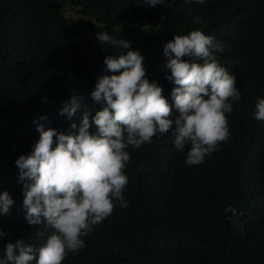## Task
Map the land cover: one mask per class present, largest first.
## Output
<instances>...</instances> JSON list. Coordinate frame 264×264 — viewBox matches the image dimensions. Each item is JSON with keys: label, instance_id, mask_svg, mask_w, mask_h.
I'll list each match as a JSON object with an SVG mask.
<instances>
[{"label": "trees", "instance_id": "obj_1", "mask_svg": "<svg viewBox=\"0 0 264 264\" xmlns=\"http://www.w3.org/2000/svg\"><path fill=\"white\" fill-rule=\"evenodd\" d=\"M66 6L77 14L67 17ZM147 6L145 0H0V193L14 200L10 213L0 214V260L7 242H45L53 231L27 223L16 160L33 151L38 124L78 132L83 114L102 107L91 92L102 75L112 74L105 57L128 49L100 45L96 33L129 41L147 78L162 82L163 90L174 85L163 75L167 60L159 44L174 35L212 36L223 59L237 58L238 73L264 60V0H163L153 12L166 19L167 30L151 35L142 30L152 21ZM260 77L264 82V71ZM72 96L76 112L61 115ZM256 97L247 92L233 102L227 141L202 163H185L190 145L178 150L174 129L129 146L127 207L114 200L111 215L62 264H264V120L255 118Z\"/></svg>", "mask_w": 264, "mask_h": 264}, {"label": "clouds", "instance_id": "obj_2", "mask_svg": "<svg viewBox=\"0 0 264 264\" xmlns=\"http://www.w3.org/2000/svg\"><path fill=\"white\" fill-rule=\"evenodd\" d=\"M145 2L150 5L146 9L152 21L142 30L147 35L163 33L166 19H155L153 12L163 0ZM193 22L199 23L200 18L194 17ZM96 36L100 45L128 49L105 57L112 74L102 75L91 92L93 101L102 107L95 115L90 111L83 114L78 132L45 130L38 124L40 137L33 151L16 160L27 223L37 231H53L45 242L32 244L23 238L7 242L0 264H31L33 260L36 264H62L68 252L84 248L81 237L111 215L114 200L120 207H127L122 193L128 183L124 169L131 159L126 151L129 146L139 148L156 134L174 129L175 147L183 151L190 145L185 163L196 165L227 141L230 132L226 114L245 93L257 96L254 115L264 120V82L260 77L264 60L256 68L245 63L243 73H238L237 58L223 59L219 55L222 45L212 36L200 30L174 35L159 44L167 60L163 75L167 85L169 81L174 85L172 90H163L162 82L147 78L143 57L138 50L130 49L129 41L107 32ZM225 48L226 41L223 51ZM77 108L78 98L72 96L64 103L61 115L71 117ZM176 112L178 115L170 118ZM71 129H77L76 123ZM13 204L7 191L0 193V214H9ZM4 235L0 231V237Z\"/></svg>", "mask_w": 264, "mask_h": 264}, {"label": "rangeland", "instance_id": "obj_3", "mask_svg": "<svg viewBox=\"0 0 264 264\" xmlns=\"http://www.w3.org/2000/svg\"><path fill=\"white\" fill-rule=\"evenodd\" d=\"M64 10L66 11V15L67 16H70V15H73V14H77L75 10L69 8V7H65Z\"/></svg>", "mask_w": 264, "mask_h": 264}]
</instances>
